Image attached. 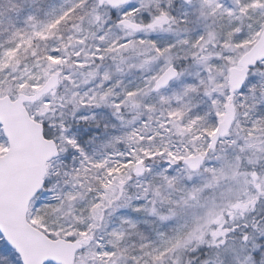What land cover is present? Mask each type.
Returning a JSON list of instances; mask_svg holds the SVG:
<instances>
[{
    "label": "snow or ice",
    "instance_id": "1",
    "mask_svg": "<svg viewBox=\"0 0 264 264\" xmlns=\"http://www.w3.org/2000/svg\"><path fill=\"white\" fill-rule=\"evenodd\" d=\"M0 264H264V0H0Z\"/></svg>",
    "mask_w": 264,
    "mask_h": 264
}]
</instances>
